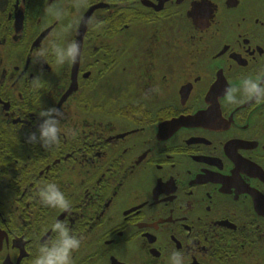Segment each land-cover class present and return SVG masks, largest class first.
<instances>
[{"label": "flooded vegetation", "instance_id": "flooded-vegetation-1", "mask_svg": "<svg viewBox=\"0 0 264 264\" xmlns=\"http://www.w3.org/2000/svg\"><path fill=\"white\" fill-rule=\"evenodd\" d=\"M52 39L77 61L35 58ZM246 76L264 77V0H0V264H33L57 219L74 264H264V103L225 98ZM49 107L46 150L29 134ZM49 181L68 210L40 201Z\"/></svg>", "mask_w": 264, "mask_h": 264}, {"label": "clouds", "instance_id": "clouds-1", "mask_svg": "<svg viewBox=\"0 0 264 264\" xmlns=\"http://www.w3.org/2000/svg\"><path fill=\"white\" fill-rule=\"evenodd\" d=\"M46 14L60 20L66 14V9L58 4H51L45 10ZM71 25H66L62 31L70 30ZM59 35V34H58ZM49 54L54 56L57 65L66 62L75 63L81 54L80 45L75 40L61 42L58 39L49 41L47 47L39 48L35 58H42ZM39 84V77L33 79ZM226 101L230 105H238L246 100H254L257 104L264 103V77L246 76L239 87L226 89ZM40 122L38 124L39 136L35 132L29 134V141L39 142L46 150L52 149L60 142L61 125L64 113L60 108L49 107L38 112ZM39 199L42 204L68 210L71 200L54 181L46 182L38 189ZM53 236L40 243L38 254L34 257L33 264H74V253L81 246V236L69 227L66 221L57 219L51 225ZM186 254L181 250H173L169 257V264H186Z\"/></svg>", "mask_w": 264, "mask_h": 264}, {"label": "water", "instance_id": "water-1", "mask_svg": "<svg viewBox=\"0 0 264 264\" xmlns=\"http://www.w3.org/2000/svg\"><path fill=\"white\" fill-rule=\"evenodd\" d=\"M88 19L89 18H87V19H85L84 20V22L87 24V22H88ZM86 24H84V29H86L85 27L87 26ZM84 29H83V31H84ZM83 36V32L82 33H80V38ZM80 45V44H79ZM80 48H81V45H80ZM75 67H74V69L76 70V69H78V64L77 65H74ZM74 83H75V79H76V72H74ZM73 86H74V84H73ZM75 89V87L74 88H72L70 91H69V93L67 94V95H70L71 94V92H72V90H74Z\"/></svg>", "mask_w": 264, "mask_h": 264}]
</instances>
